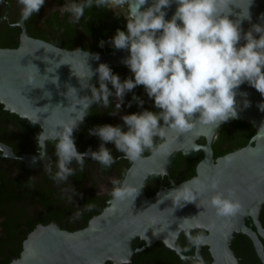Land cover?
Here are the masks:
<instances>
[{
    "label": "clouds",
    "instance_id": "clouds-1",
    "mask_svg": "<svg viewBox=\"0 0 264 264\" xmlns=\"http://www.w3.org/2000/svg\"><path fill=\"white\" fill-rule=\"evenodd\" d=\"M45 2L17 0L21 20L38 14ZM148 3L149 0H66L59 7L62 14L70 15L72 23L85 18L86 10L94 7L124 10L126 31L117 29L108 43L115 50L129 53L122 63L132 76L122 81L105 63L93 71L87 58L92 56L98 61L99 55L77 49L83 59L72 66L74 75L88 83L98 74L99 86L88 83L91 94L81 98L79 116L51 124H41L39 119L32 121L34 126L40 124L36 136L38 153L33 162L47 159L49 163L43 170L54 182H67L77 170L83 171L86 157L103 168H111L119 159L132 163L141 161L146 151L150 158L170 156L173 137L187 136L198 127L215 129L236 119V90L245 82L264 97V27L253 25L243 35L241 28L242 21L251 19L252 0H247L246 8L240 6L239 0H152L151 5L145 7ZM173 3L177 5L175 13L166 20L165 9ZM234 7L241 11L237 14ZM232 16L236 19H230ZM242 39L245 43L241 45ZM104 43L101 41L100 46L103 47ZM138 86L143 87L156 111L144 109L123 115L121 120L126 131L120 125L94 127L91 134L101 141L99 149L78 152L74 130L78 122L83 121L89 107L96 104L107 108L112 102L110 98L115 96L118 101L115 107L119 111L126 94ZM69 90L76 92V89ZM132 103L143 109L144 101L135 94L127 107L130 108ZM48 142L53 144L55 172L47 151ZM109 143L114 144L122 155L114 157L105 147ZM224 160L228 163L231 157ZM218 187L217 179L205 182L197 176L172 187L165 196L177 209L195 203L200 195L213 191L216 194L208 205L215 210L217 217L231 218L240 210L239 201L234 191L229 190L225 196L217 191ZM141 188L123 180L113 181L108 203L113 209L122 203H134ZM94 207L86 204L83 210L91 211ZM81 214L77 211L75 215L78 218ZM202 240L203 237H199L192 242L199 244Z\"/></svg>",
    "mask_w": 264,
    "mask_h": 264
},
{
    "label": "water",
    "instance_id": "water-1",
    "mask_svg": "<svg viewBox=\"0 0 264 264\" xmlns=\"http://www.w3.org/2000/svg\"><path fill=\"white\" fill-rule=\"evenodd\" d=\"M151 3L149 0L145 7ZM239 3L246 8L247 0H239ZM176 7L173 3L165 9L166 20L171 19ZM233 11L238 14L241 10L234 7ZM249 13L251 19L241 22L242 35L253 25L264 27V0H252ZM230 19L235 20L236 16ZM253 35L259 38L256 33ZM243 43L242 39L241 45ZM98 55V61L92 56L87 58L93 71L101 63L110 68L123 66L122 61L129 53L113 50ZM81 59L82 54L78 51L60 49L21 34L15 49H0V105L3 110L30 123L39 119L41 124L79 116L81 98L88 97L90 92L88 83L98 80V74L88 83L74 75L72 66ZM70 88L76 89L77 93ZM236 92L238 116L234 120L248 123L254 130L245 146L213 160L209 142L218 128L198 127L187 136L173 137L170 156H148L127 171L123 181L142 186L134 203H122L114 209L108 203L79 229L37 226L27 234L19 253L8 264H127L137 252L145 250L146 247L136 249L140 246L161 242L169 250H175L183 233L200 231H205L206 235L197 248L206 245L213 264H235L229 244L238 234L251 241L264 263L256 237L257 233L264 238L256 220L264 205V111L261 110L264 97L247 82ZM83 121L78 122L74 132ZM36 126L40 129V124ZM198 152L202 153V159L195 167L194 177L205 182L217 179V191L225 196L229 190L234 191L240 204L235 216L220 218L215 215V210L208 205L216 194L213 191L205 192L195 203L177 209L165 196L172 187L181 184L172 185L167 174L163 175L172 157L178 153L193 157ZM225 157H231V161L226 163ZM248 218L254 223L256 233L244 225Z\"/></svg>",
    "mask_w": 264,
    "mask_h": 264
},
{
    "label": "flooded vegetation",
    "instance_id": "flooded-vegetation-1",
    "mask_svg": "<svg viewBox=\"0 0 264 264\" xmlns=\"http://www.w3.org/2000/svg\"><path fill=\"white\" fill-rule=\"evenodd\" d=\"M65 2L66 0H46L38 14L28 20H21L17 0H0V49H15L19 36L24 34L27 38L68 51L80 49L91 54H102L115 50L108 41L117 29L126 31L124 10L94 7L86 10L85 18L72 23L70 15L62 14L59 10ZM101 41H105L103 47L100 46ZM111 69L122 81L132 76L125 65ZM92 85L98 87V80ZM109 88L114 91L111 85ZM90 94L89 92L88 96ZM134 94L144 101L143 109L136 103L127 107ZM110 99L112 102L107 108L96 104L89 107L84 121L74 132L78 152L83 153L89 148L92 151L99 149L101 141L91 134L94 127L120 125L126 131L121 120L123 115L138 113L144 109L156 111L153 101L147 97L142 86L126 94L119 111L115 107L118 102L115 96ZM219 128L209 142L213 160L240 149L234 143L219 137ZM39 131L38 126L3 110L0 105V264H8L19 253L27 234L37 226L53 225L59 229L82 227L108 204L113 181L124 180L127 171L134 164L126 159H119L111 168H103L86 157L83 171L77 170L67 182L56 183L43 170L49 163L47 159L33 162V157L38 153L36 136ZM105 147L111 150L114 157L122 155L112 143ZM47 151L55 172L56 157L52 142H48ZM143 155L146 158L150 153L146 151ZM201 159V152L193 157L183 156L181 153L173 156L166 172L169 182L178 185L194 177L195 167ZM86 204H93L95 207L91 211H85L83 209ZM77 211L82 213L78 218L75 215ZM256 220L264 232V205L259 209ZM244 225L256 233V227L249 218L244 221ZM205 235V231L183 233L176 242L175 250H169L161 242L145 244L136 248L146 247L137 252L127 264H213L208 247L201 245L197 248V244L192 242ZM256 237L264 258V238L257 233ZM229 250L235 264H264L251 241L242 234L231 240Z\"/></svg>",
    "mask_w": 264,
    "mask_h": 264
},
{
    "label": "trees",
    "instance_id": "trees-1",
    "mask_svg": "<svg viewBox=\"0 0 264 264\" xmlns=\"http://www.w3.org/2000/svg\"><path fill=\"white\" fill-rule=\"evenodd\" d=\"M219 137L237 145L236 148H242L248 139L254 134L253 128L245 122L230 120L219 128Z\"/></svg>",
    "mask_w": 264,
    "mask_h": 264
},
{
    "label": "bare ground",
    "instance_id": "bare-ground-1",
    "mask_svg": "<svg viewBox=\"0 0 264 264\" xmlns=\"http://www.w3.org/2000/svg\"><path fill=\"white\" fill-rule=\"evenodd\" d=\"M223 264H230V263L228 262V263H223Z\"/></svg>",
    "mask_w": 264,
    "mask_h": 264
}]
</instances>
